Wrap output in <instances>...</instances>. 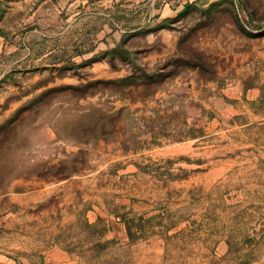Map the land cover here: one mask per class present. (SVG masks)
<instances>
[{
	"label": "rangeland",
	"instance_id": "rangeland-1",
	"mask_svg": "<svg viewBox=\"0 0 264 264\" xmlns=\"http://www.w3.org/2000/svg\"><path fill=\"white\" fill-rule=\"evenodd\" d=\"M264 0H0V264H264Z\"/></svg>",
	"mask_w": 264,
	"mask_h": 264
},
{
	"label": "crops",
	"instance_id": "crops-1",
	"mask_svg": "<svg viewBox=\"0 0 264 264\" xmlns=\"http://www.w3.org/2000/svg\"><path fill=\"white\" fill-rule=\"evenodd\" d=\"M245 97L250 101H263L264 102V91L263 88H246Z\"/></svg>",
	"mask_w": 264,
	"mask_h": 264
}]
</instances>
